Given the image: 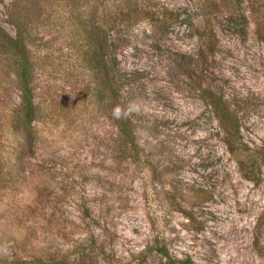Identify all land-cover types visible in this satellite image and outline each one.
Here are the masks:
<instances>
[{
    "label": "rangeland",
    "instance_id": "obj_1",
    "mask_svg": "<svg viewBox=\"0 0 264 264\" xmlns=\"http://www.w3.org/2000/svg\"><path fill=\"white\" fill-rule=\"evenodd\" d=\"M228 1L247 25L227 21L222 7L199 38L202 6ZM146 4L150 16L117 51L140 147L134 161L118 151L114 98L100 93L76 19L56 6L26 33L35 138L23 145L10 132L1 153L7 264H166L161 247L186 264H264V40L249 9L264 0ZM4 10L0 24L14 35ZM210 90L229 104L232 139L205 100ZM0 98L18 102L2 61ZM193 202L205 208L191 221L184 210Z\"/></svg>",
    "mask_w": 264,
    "mask_h": 264
},
{
    "label": "trees",
    "instance_id": "obj_2",
    "mask_svg": "<svg viewBox=\"0 0 264 264\" xmlns=\"http://www.w3.org/2000/svg\"><path fill=\"white\" fill-rule=\"evenodd\" d=\"M3 1L0 0V5L5 9L7 21L14 25L15 34H11L0 24V61L5 65L6 72L13 75L14 85L18 90V102L10 104L6 98H0V168L3 165L1 153L8 133L20 134L23 145H32L34 142L33 121L37 113L33 85L34 63L25 36L32 23L50 15L56 6H62L76 19L73 22L74 31L75 34L82 35L88 48L84 53L88 55V63L96 69L95 73L101 86L100 93L102 97L114 98L115 108L121 109L119 118L114 115V124L122 160L134 161L139 158L140 147L135 122L123 97L126 72L121 67L117 51L123 45L131 27L150 16L151 9L146 4L147 0H10L7 4H3ZM202 7L204 10L200 21L194 24L199 38L205 39L211 35L215 14L222 7L227 21H238L241 26L243 20L246 25L248 23L245 12L231 2H210ZM249 7L250 11H257L256 15L260 14L256 17L254 29L264 40V5ZM209 43L207 45H210ZM200 95L205 97L202 93ZM208 97L205 100L215 112L221 132L225 137L232 139L237 128L228 102L216 90H210ZM227 142L229 143V140ZM238 164H242L241 159H238ZM201 203L193 202L185 206L184 212L191 221L196 220V209L199 206L205 208ZM159 253L160 259L165 258L166 264H186L184 259L171 256L165 248H159ZM7 261L6 256L0 255V264H7Z\"/></svg>",
    "mask_w": 264,
    "mask_h": 264
},
{
    "label": "clouds",
    "instance_id": "obj_3",
    "mask_svg": "<svg viewBox=\"0 0 264 264\" xmlns=\"http://www.w3.org/2000/svg\"><path fill=\"white\" fill-rule=\"evenodd\" d=\"M113 114L119 118L121 115V109L119 107L115 108Z\"/></svg>",
    "mask_w": 264,
    "mask_h": 264
}]
</instances>
